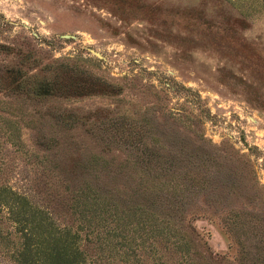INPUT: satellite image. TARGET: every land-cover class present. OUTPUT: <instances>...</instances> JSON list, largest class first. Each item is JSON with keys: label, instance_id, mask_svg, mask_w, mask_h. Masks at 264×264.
Returning a JSON list of instances; mask_svg holds the SVG:
<instances>
[{"label": "rangeland", "instance_id": "obj_1", "mask_svg": "<svg viewBox=\"0 0 264 264\" xmlns=\"http://www.w3.org/2000/svg\"><path fill=\"white\" fill-rule=\"evenodd\" d=\"M0 184L102 264H264V0H0Z\"/></svg>", "mask_w": 264, "mask_h": 264}, {"label": "trees", "instance_id": "obj_2", "mask_svg": "<svg viewBox=\"0 0 264 264\" xmlns=\"http://www.w3.org/2000/svg\"><path fill=\"white\" fill-rule=\"evenodd\" d=\"M19 85V90L37 97L53 91L49 81L27 89ZM79 230L58 225L26 195L0 184V256L12 264H102L89 255Z\"/></svg>", "mask_w": 264, "mask_h": 264}]
</instances>
